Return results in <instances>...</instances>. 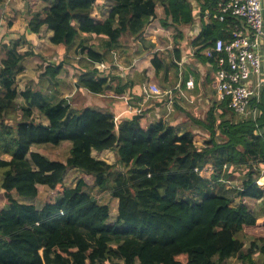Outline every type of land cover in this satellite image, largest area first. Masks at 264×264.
<instances>
[{"label": "trees", "instance_id": "1", "mask_svg": "<svg viewBox=\"0 0 264 264\" xmlns=\"http://www.w3.org/2000/svg\"><path fill=\"white\" fill-rule=\"evenodd\" d=\"M43 1L50 6L34 14L29 31H52L50 42L65 51L80 38L75 52L86 61L77 85L93 94L113 88L118 95L124 92L127 85L122 86L120 78L115 88L116 79L107 69L97 77L96 64L108 61L126 37L144 40L158 4L164 23L177 28L193 24L199 16L202 28L194 44L204 61L215 62L200 54L203 48L219 37H231L235 24H242L231 13L223 21L215 17L219 4L227 0H195L197 6L192 0H103L111 3L104 19L94 16L99 0ZM88 34L101 37L103 49L86 45L81 35ZM150 47L155 44L150 42ZM0 49L5 51L0 61V188L9 203L0 209V264H227L240 255L249 264H264V235H254L264 229V189L257 183V164H264V86L260 96L250 98L256 118L238 115L227 100L219 104L223 117L212 108L203 124L209 137L200 146V135L189 129L179 133L169 121L145 128L135 113L117 123L113 113L91 106L73 109L64 98H45L42 89L19 92L22 62L37 55L27 29ZM173 55L167 61L155 52L157 75L162 72L167 79L169 71L178 68L181 49L176 47ZM61 70L62 64L45 69L49 86L58 83ZM35 105L48 123L35 118ZM64 141L71 144L65 161L34 148ZM93 150L113 151L116 162L96 158ZM70 167L96 175L103 184L106 175L118 172L110 186L111 196L118 199L115 221L110 220L109 204L88 192L83 179L64 186ZM233 168L246 169L237 189L223 182ZM209 177L218 188L210 185ZM41 185L60 191L39 207L31 200L38 197ZM185 193H197V198L184 199ZM235 198L239 202L232 204ZM240 234L251 238L245 254ZM257 249L259 261L253 257Z\"/></svg>", "mask_w": 264, "mask_h": 264}, {"label": "rangeland", "instance_id": "2", "mask_svg": "<svg viewBox=\"0 0 264 264\" xmlns=\"http://www.w3.org/2000/svg\"><path fill=\"white\" fill-rule=\"evenodd\" d=\"M193 5L197 6V2L195 0H192ZM2 3H5L8 10L4 11V7L0 8V32L7 30L8 35L12 34L15 36L14 38H18L20 33L24 31V29H27L30 41L35 46V50H37V55L32 58L25 59L22 62L23 71L19 74L17 79V88L19 92L24 91L27 87H32L34 89H42L43 96L48 98L49 100H52L55 96V93L57 91H49L48 86L50 84V78L49 76H45L44 74L39 73L38 71H44L48 66H56L59 64H62V70L59 73L58 77H63L67 80L68 77L72 78L71 75L74 74L76 76L71 80L72 84H78V81L80 79V76L83 72V70H80L81 67H85V61L82 56V53L75 52V46L79 44L80 38L77 39L76 43L67 51L64 50L65 47H57L52 42H50L48 38V31L46 30L41 31L40 34L33 33L29 31L30 29V21L32 20L34 14L36 12L42 11L43 9L50 6V2H44L43 0H1L0 5ZM4 5V6H5ZM111 3H105L103 0H99V5L94 10V16L96 18L106 17L108 14V10L110 8ZM18 12L20 15H18ZM14 15L12 17L11 15ZM164 12L163 7L158 4L157 5V17L149 24L146 34L149 36H153V39L156 42V48L154 50H157V53L160 57L166 58V48L165 46L169 47L167 50L170 52V48L173 47L174 41L177 40L178 35L182 36V31L185 34V36L188 35V31H186L187 26H192L198 24L201 25L199 16H196L195 22L191 25H181L179 28L176 27V25L167 22V24L164 23ZM16 19L20 22L19 25H17V28L15 30H11L10 32L7 29V24L10 22V20ZM12 22V21H11ZM13 29V28H12ZM183 29V30H181ZM1 35V33H0ZM38 35H40L38 37ZM145 35V34H144ZM81 38L85 39V44L88 46H94L99 49V43L100 38L99 36H95L92 34L88 35H81ZM7 40V38H5ZM127 37L123 39L124 43H126ZM7 43H10V40L7 41ZM64 50V51H63ZM152 51L150 55L154 54L156 51ZM62 51V52H61ZM36 57L38 59H36ZM63 58H66V61L63 60ZM35 61L42 62V63H35ZM113 61V60H111ZM102 64H96V66H101ZM107 66L104 65L101 66V69H105ZM70 68V69H68ZM154 69V67H153ZM69 70V72L67 71ZM73 71V72H72ZM68 72V73H67ZM162 74L156 75L155 73V84L160 88L162 84ZM43 75V76H42ZM99 74L97 75V77ZM74 79H76V82H74ZM73 87V85H72ZM152 87V86H151ZM62 86H60L59 90H61ZM78 88V87H77ZM83 88V87H82ZM73 89V88H72ZM81 89V88H78ZM159 89V90H160ZM87 90V89H86ZM72 91V90H71ZM161 92V91H160ZM66 92H62L61 95L64 96L65 103L71 104L74 108H83L86 105H92V107L99 108L100 100H99V94H93L87 90V93L84 91H72L69 92L67 95ZM52 97V98H51ZM217 98V97H216ZM17 104H21L23 102V98L21 95L17 97ZM46 100V99H44ZM59 100L58 96L54 101ZM41 101H39L40 103ZM86 102V103H85ZM221 101L218 99H215L212 97L210 101H198V103L193 104H185L186 105V112L184 114H181L184 119L179 123L178 126H181L183 124L184 128L181 130V132L185 131V129L192 130L194 133L200 135L202 138H200L197 143L202 146L204 144V140L209 137V131L203 126L204 123L208 122L209 120V111L214 108L215 113L219 118L223 117V114L221 115V108L219 104ZM34 108V115L35 118L38 121H43V116L41 112L38 110L39 105H35ZM181 106V105H180ZM73 108V109H74ZM132 108V107H131ZM183 108V107H182ZM220 108V109H219ZM142 108L135 109L136 112L138 111L142 115ZM221 119H218L220 121ZM151 123L150 118L146 120L145 124L149 125ZM179 132V129H177ZM70 142L64 141L59 146H52V145H41V146H35V150L41 151L45 155H47L51 159L55 160H62L65 161L70 153ZM92 154L99 159H104L109 163H115L116 162V155L111 150H102L97 151L93 150ZM258 168L260 169V175L257 177V183L259 184L260 188L264 189V164L258 163ZM117 171L108 174L105 176V179L107 180L106 184H103V182L96 176L92 174H88L83 170H80L78 168L70 167L67 170V173L64 178V186H74L79 179H83L86 182V190L93 194L99 202L101 203H107L110 206V220L111 222L115 221L118 214V199H115L111 196V190L110 186L114 182V179L117 175ZM231 176L228 177V179L224 178L223 182L226 184L233 185L234 188H240L242 186L243 180L246 178V169L244 168H233L230 170ZM257 174V173H256ZM256 174L254 176H256ZM210 180V185H214L218 188L217 182H215L211 177H209L208 181ZM217 185V186H216ZM63 186V187H64ZM62 187V188H63ZM39 195L36 199L31 200L36 206H42L45 202L55 199L59 191L58 190H52L47 186H39ZM234 194H232L233 196ZM182 198L187 200H193L197 198V193H185L182 195ZM239 202V199L235 198L232 204ZM249 202L254 205L256 201L249 200ZM9 207L8 200L5 196V191L0 188V209H5ZM240 237L245 241L249 242L246 236L240 234Z\"/></svg>", "mask_w": 264, "mask_h": 264}, {"label": "crops", "instance_id": "3", "mask_svg": "<svg viewBox=\"0 0 264 264\" xmlns=\"http://www.w3.org/2000/svg\"><path fill=\"white\" fill-rule=\"evenodd\" d=\"M4 5L5 3H2L0 5V8L4 7V11L8 10L6 5ZM14 15L15 14L11 16L14 17ZM18 15H20L19 12ZM104 18L102 17V19ZM19 24L20 22L16 19L10 20V22H8L7 24L8 31L10 32L11 30H15L17 28V25ZM201 28L202 27L200 24H198V26H187L185 30L188 31L187 33L189 36H185L182 31V36L178 35L177 40L174 41L173 47L170 48V52H168L167 50L169 47L165 46L167 53V61H171L170 59L172 57L174 58L173 53L176 47H179L181 49L182 59L178 62L177 69L174 68L172 71H169L167 79H165L164 75L162 74L163 77L161 87L163 89H160L154 82L155 69H153L152 58L155 53L150 55L151 53H153L152 51L156 48V42L153 39V36H149L145 33L144 40L142 41L133 40V38L127 37L126 43H124L123 41V46L121 48L113 49L112 52L109 54L108 61L103 64V66H107L105 69L111 72V76L116 79L113 83L115 88L118 87L117 82L120 78L121 85H127V87H125L124 92L119 95L115 93L114 88L110 90L109 93L99 94L100 106L99 108H97L104 112L113 113L117 123L121 122L124 119L130 118L135 113L139 114V112H136L135 109L142 108L141 110L143 117L141 118V123L143 127L147 128V126L154 123L155 121L164 120L177 125L179 133H182L181 130L184 129L182 128L183 124L181 126L178 125L182 121V119H184L181 114H184V112H186L185 104L192 103L193 105L201 100L210 101L212 97L218 99L216 98V81L214 77L216 71V64L215 62H211L210 60H201L199 57V53L197 52L199 50V45L194 44L200 34ZM46 30L48 31V38L50 40L52 31L43 28L44 32ZM0 33V44L7 43L8 40L14 39L15 37L12 35L14 33L8 35L7 30H4ZM39 36L40 35H38V37ZM5 38H7V40H5ZM150 42L154 43L155 47L151 48ZM207 47L208 46L203 48L200 51V54L206 56L203 52ZM101 48L102 47L99 46V50H101ZM154 51L157 52L158 49ZM4 55L5 51L0 49V61L2 60ZM36 59L38 58L36 57ZM35 63L42 62L35 61ZM100 67L101 66H99L100 72L98 77L104 75V69H101ZM67 71L69 72V70ZM44 72L45 70H39L38 74H44ZM18 76L19 74L17 75V79ZM71 77L72 78L68 77L67 80L63 77H58L57 84H55L53 87L48 86L49 91L53 90L54 93L55 91H57L53 100L56 99L57 96L58 98H64V94L61 95L62 92H66V95L69 92L72 93L73 91L74 93V91L78 92L79 90L82 91V93L84 91L87 93V90L85 88L78 87L76 83L72 84L71 80H73V78H75L76 76L72 74ZM189 81H192V83L189 84ZM74 82H76V79H74ZM151 85H156L160 89L161 93H153L151 90ZM2 86V79H0V97L2 92ZM60 86H62L61 90H59ZM77 87L81 89H78ZM86 106L92 107V105L90 104ZM75 109H77V107ZM149 118L151 123L149 125H146L145 122ZM41 122L46 124L48 123V120L44 117L43 121ZM254 235L263 236L264 229H259ZM248 240L249 242L245 243L244 254L247 253L251 238L249 237ZM259 253L260 252L258 251V249L255 250V252L253 253V257L256 261L260 260ZM227 264L249 263L244 261L243 255H240L231 258Z\"/></svg>", "mask_w": 264, "mask_h": 264}, {"label": "built area", "instance_id": "4", "mask_svg": "<svg viewBox=\"0 0 264 264\" xmlns=\"http://www.w3.org/2000/svg\"><path fill=\"white\" fill-rule=\"evenodd\" d=\"M219 8L215 17L220 21L231 13L242 24H235L231 37L217 38L203 52L216 64L217 98L227 100L228 107L238 115L252 114L256 118L257 110L249 106L250 98L260 96L264 86V0H227ZM151 86L153 93H161L156 85Z\"/></svg>", "mask_w": 264, "mask_h": 264}, {"label": "bare ground", "instance_id": "5", "mask_svg": "<svg viewBox=\"0 0 264 264\" xmlns=\"http://www.w3.org/2000/svg\"><path fill=\"white\" fill-rule=\"evenodd\" d=\"M37 53V52H36Z\"/></svg>", "mask_w": 264, "mask_h": 264}]
</instances>
